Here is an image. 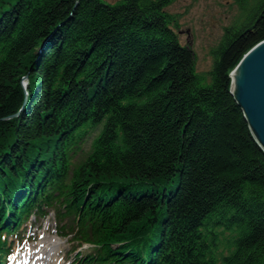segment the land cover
Returning <instances> with one entry per match:
<instances>
[{
	"label": "trees",
	"instance_id": "obj_1",
	"mask_svg": "<svg viewBox=\"0 0 264 264\" xmlns=\"http://www.w3.org/2000/svg\"><path fill=\"white\" fill-rule=\"evenodd\" d=\"M175 1L0 0V264L49 210L85 264H264V152L229 76L264 0H232L206 74Z\"/></svg>",
	"mask_w": 264,
	"mask_h": 264
},
{
	"label": "rangeland",
	"instance_id": "obj_2",
	"mask_svg": "<svg viewBox=\"0 0 264 264\" xmlns=\"http://www.w3.org/2000/svg\"><path fill=\"white\" fill-rule=\"evenodd\" d=\"M253 4L254 0H251L250 5ZM166 11L177 21V28L172 29L179 43L194 52L195 69L198 74H206L211 70L214 64L213 52L220 44L225 30L242 18L241 10L232 0H176L166 8ZM99 130L100 126L89 129L82 146L85 151L90 149L91 142ZM84 155L79 153L78 156L82 158ZM65 223L66 221H56L53 210L48 211L46 218L29 220L20 228L19 236L10 238L12 254L7 264H16L15 261L20 259L29 248H34L40 240L47 241L50 238H56L58 241L53 245L55 254L51 257L52 260L57 259L58 264H85L81 258H85L90 253V248L86 245L76 248V242L71 237L63 238L59 232L64 231L59 227Z\"/></svg>",
	"mask_w": 264,
	"mask_h": 264
},
{
	"label": "water",
	"instance_id": "obj_3",
	"mask_svg": "<svg viewBox=\"0 0 264 264\" xmlns=\"http://www.w3.org/2000/svg\"><path fill=\"white\" fill-rule=\"evenodd\" d=\"M48 37L36 49L38 54ZM231 88L237 105L248 123L257 145L264 152V40L253 46L230 72ZM26 76L23 80H26ZM26 88V83H22ZM26 93L24 103L26 101ZM24 106V104H23ZM15 114L14 116H17Z\"/></svg>",
	"mask_w": 264,
	"mask_h": 264
},
{
	"label": "bare ground",
	"instance_id": "obj_4",
	"mask_svg": "<svg viewBox=\"0 0 264 264\" xmlns=\"http://www.w3.org/2000/svg\"><path fill=\"white\" fill-rule=\"evenodd\" d=\"M57 242L56 238L40 240L34 248H29L20 259L16 260V264H58L57 259H51L55 254L53 245Z\"/></svg>",
	"mask_w": 264,
	"mask_h": 264
}]
</instances>
